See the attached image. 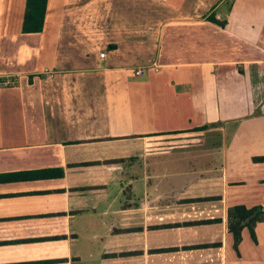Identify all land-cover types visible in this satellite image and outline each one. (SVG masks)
Returning <instances> with one entry per match:
<instances>
[{"label":"crops","instance_id":"0c3cea01","mask_svg":"<svg viewBox=\"0 0 264 264\" xmlns=\"http://www.w3.org/2000/svg\"><path fill=\"white\" fill-rule=\"evenodd\" d=\"M24 9L0 0V264H256L264 218L235 245L226 212L264 204V0Z\"/></svg>","mask_w":264,"mask_h":264},{"label":"trees","instance_id":"16d2710c","mask_svg":"<svg viewBox=\"0 0 264 264\" xmlns=\"http://www.w3.org/2000/svg\"><path fill=\"white\" fill-rule=\"evenodd\" d=\"M48 0H25V9L22 20V32H40L44 25ZM208 20L216 22L213 15L207 17ZM220 25L224 23L218 21ZM41 172H45L41 170ZM226 226L233 234L234 244L237 245L241 239V230L247 227L252 238L255 240L254 227L257 222L264 218V204L247 208L243 205H234L227 208Z\"/></svg>","mask_w":264,"mask_h":264},{"label":"rangeland","instance_id":"374dc122","mask_svg":"<svg viewBox=\"0 0 264 264\" xmlns=\"http://www.w3.org/2000/svg\"><path fill=\"white\" fill-rule=\"evenodd\" d=\"M212 139L213 138H211V136L208 137V139H207L208 141H206L207 145H211ZM194 140H197V139H194ZM213 140L218 141L219 138L217 139V137H215V139H213ZM178 143H180V141ZM259 232L261 233V237L264 239V224L261 225V228H260ZM78 247H80V246H78ZM254 262L256 264H264V242H263V244L261 246L258 247V250L256 251V253L254 255Z\"/></svg>","mask_w":264,"mask_h":264},{"label":"built area","instance_id":"2783aa9c","mask_svg":"<svg viewBox=\"0 0 264 264\" xmlns=\"http://www.w3.org/2000/svg\"><path fill=\"white\" fill-rule=\"evenodd\" d=\"M105 53L104 52H100L99 56L100 57H104ZM152 68L153 70L157 71L158 65L154 62L149 63V64H144V65H140L137 68L134 69V74L138 75V74H142L144 73L147 69ZM4 83H9V80L4 81Z\"/></svg>","mask_w":264,"mask_h":264}]
</instances>
